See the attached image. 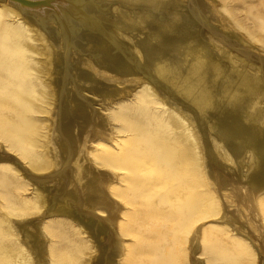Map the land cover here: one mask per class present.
I'll list each match as a JSON object with an SVG mask.
<instances>
[{
  "label": "bare ground",
  "instance_id": "1",
  "mask_svg": "<svg viewBox=\"0 0 264 264\" xmlns=\"http://www.w3.org/2000/svg\"><path fill=\"white\" fill-rule=\"evenodd\" d=\"M59 1L30 11L0 0V133H36L32 115L44 119L37 132L43 131L45 153L30 165L0 149V159L35 194L32 218L6 217L28 252L18 263L117 264L124 207L112 195L117 172L107 159H126L134 168L149 164L155 143L125 144L116 152L115 139L148 131L146 116L164 114L182 130L184 151L201 161L221 205L217 219L247 240L253 264H264L259 49L217 17L213 0ZM53 216L86 237L75 251L89 249L86 263L48 249L43 224Z\"/></svg>",
  "mask_w": 264,
  "mask_h": 264
},
{
  "label": "rangeland",
  "instance_id": "2",
  "mask_svg": "<svg viewBox=\"0 0 264 264\" xmlns=\"http://www.w3.org/2000/svg\"><path fill=\"white\" fill-rule=\"evenodd\" d=\"M213 1L217 17L228 22L264 56V0ZM2 59L0 54V62ZM38 59L36 56L34 61ZM0 80L5 81L1 74ZM150 116L145 118L148 131L122 134L114 144L119 152L125 144L155 143L147 154L149 164L134 168L118 157L106 163L117 172L111 192L124 207L118 219L123 250L117 264H192V258L201 260L200 264H253L256 254L247 240L217 219L221 215L220 202L204 181L197 155L190 149L184 151L187 141L182 130L164 114L159 119ZM43 120L41 114L32 115L36 133H0V149L3 145L30 165L45 153L43 131L37 132ZM16 143L20 146L15 147ZM101 150L104 148L98 147L94 152L101 157ZM34 197L31 184L0 159V264H19L17 257L28 255L10 221L32 218L35 211L28 206ZM258 207L264 229V194L259 197ZM43 227L49 231L47 247L51 252L79 257L86 263L89 249L75 252L76 242L85 241V236L59 216L45 220ZM193 242L198 245L196 251Z\"/></svg>",
  "mask_w": 264,
  "mask_h": 264
},
{
  "label": "water",
  "instance_id": "3",
  "mask_svg": "<svg viewBox=\"0 0 264 264\" xmlns=\"http://www.w3.org/2000/svg\"><path fill=\"white\" fill-rule=\"evenodd\" d=\"M8 1L18 5L22 10H30V11H41L42 9L45 8L52 9V5L54 4V2H61L59 0H8Z\"/></svg>",
  "mask_w": 264,
  "mask_h": 264
}]
</instances>
